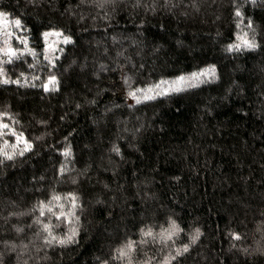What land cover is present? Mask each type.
I'll return each instance as SVG.
<instances>
[{
    "label": "trees",
    "instance_id": "obj_1",
    "mask_svg": "<svg viewBox=\"0 0 264 264\" xmlns=\"http://www.w3.org/2000/svg\"><path fill=\"white\" fill-rule=\"evenodd\" d=\"M0 12L22 21L36 52L0 60L21 80L0 83V111L32 143L0 163V264H99L168 217L183 229L176 247L201 232L176 264H264V0H0ZM51 30L71 37L54 67L41 35ZM242 32L257 47L227 51ZM209 65L214 78L129 100ZM49 73L59 84L45 92ZM53 191L78 197L75 242L49 246L37 234L34 208ZM158 249L137 244L134 264L162 258Z\"/></svg>",
    "mask_w": 264,
    "mask_h": 264
},
{
    "label": "snow or ice",
    "instance_id": "obj_2",
    "mask_svg": "<svg viewBox=\"0 0 264 264\" xmlns=\"http://www.w3.org/2000/svg\"><path fill=\"white\" fill-rule=\"evenodd\" d=\"M98 7H103V3H99ZM234 14L236 17L241 18L242 12L239 7H235ZM14 26L16 29H22V21L19 18L14 20H9L8 14L5 12H0V35L3 36V47H0V54L7 56L8 62L11 63L18 54H23L20 49L14 48L10 41L15 38L20 40L24 44V50L35 57L36 52L34 49L28 47L27 38L21 39L16 35L15 32L10 31V27ZM251 20L248 21V28H251ZM240 27V24H237ZM44 39V59L49 62V65L54 67L56 57L54 53L56 51H61L56 45L59 44V38H62V42L67 44L71 42V37L65 35L59 30L45 31L42 34ZM54 36L58 39L53 43L49 44V37ZM257 47L254 37H249L247 32L237 33L236 41L227 45L226 50L240 51L245 48L253 49ZM32 67V65H29ZM21 77L24 73L20 74ZM215 76V65H209L207 68H202L199 71L190 73L187 77L181 75L175 78L174 81H160L155 85H146L144 88H135L128 92V95L136 102L140 103L141 99L149 100L155 98L156 95H167L171 91H181L185 87L195 86V82L202 80L204 78H214ZM33 79H40V77H34ZM0 83L8 84L15 83L20 84L21 80L18 78L16 80H10L6 77L3 69L0 68ZM125 83H127V78H125ZM59 81L58 77L52 73L42 80L41 87L45 92L57 90ZM162 85H168L167 87H161ZM35 86V85H33ZM140 93L141 95H138ZM19 121L16 120L15 116L10 111L3 110L0 111V139L3 140V144L0 145V163L4 160H13L16 155H24L25 152L32 148V143L30 140L25 138L22 131L16 129L15 125ZM5 136H10L14 138L13 143H9L8 139H4ZM11 150H7V149ZM113 151L119 154L120 149L113 146ZM70 149L65 148L63 155H70ZM65 171L63 165L60 168V172ZM78 205V197L73 192H68L65 194L56 193L55 191L47 198V200H38L34 210L39 211V216H34V223L40 228V232L43 233V239L46 245H65L68 243L75 242V238L78 234L76 227V222L79 221V217L76 215V208ZM44 219H41V218ZM53 218L55 223H53ZM46 221V222H45ZM60 223L68 225V231L63 235H56L54 229L59 226ZM167 226H159V231L151 225H146L139 229L140 240L134 241L131 238L127 239L125 242L118 245L112 253L111 260L105 259L100 260L99 264H111V261H118L119 264H134V253L137 251V244L146 245L149 240L155 244L159 245L158 251L162 253V258L156 256L149 257L142 261V264H176L178 258L182 257L185 253L189 252L192 244L196 243L199 239L201 232L198 227L192 230L189 234V239L187 243L181 244L176 247V239L183 232L180 225L171 217H168L166 221ZM16 232H22L23 229L16 227ZM231 238L233 240H239L241 237L238 233H231ZM6 244L8 242H5ZM26 247V245L24 246ZM16 245L12 244L10 250H15ZM247 251V249H245Z\"/></svg>",
    "mask_w": 264,
    "mask_h": 264
},
{
    "label": "rangeland",
    "instance_id": "obj_3",
    "mask_svg": "<svg viewBox=\"0 0 264 264\" xmlns=\"http://www.w3.org/2000/svg\"><path fill=\"white\" fill-rule=\"evenodd\" d=\"M9 20H11V19H9ZM9 30L15 32L16 35L19 36L21 39L25 38V37L23 36L22 31H21L20 29H16L14 26H11ZM57 39H58L57 37L51 36V37H49L48 43H49V44H53ZM59 40H60V42H59V44L56 45V46H57L58 48H61V45L64 44V43L62 42V38H59ZM2 41H3V36L0 35V47H3V46H4L3 43H2ZM10 43H11V45H12L14 48L20 49V50L22 51V53H25V52H26V51H23L25 46H24V44H22V43L20 42V40L13 38V39L10 41ZM20 44L22 45L23 48L20 46ZM58 52H59V51H56V52L54 53V56H56V54H57ZM18 55H21V54H18ZM0 60H2V61L4 62V61H8V58H7V56L1 54V56H0ZM187 76H188V75H185V77H187ZM174 80H175V79H174ZM174 80H169V82L174 81ZM200 81H201V80H198L197 82H200ZM197 82H195V84H196ZM167 86H168V85H162L161 87L163 88V87H167ZM185 88H187V87H185ZM183 89H184V88H183ZM171 92H172V91H171ZM138 95H140V94L138 93ZM156 96H157V95H156ZM129 100H130V101H134L130 96H129ZM13 142H14V141H13ZM9 143L11 144L12 142H9ZM7 150H11V149L9 148V149H7Z\"/></svg>",
    "mask_w": 264,
    "mask_h": 264
}]
</instances>
